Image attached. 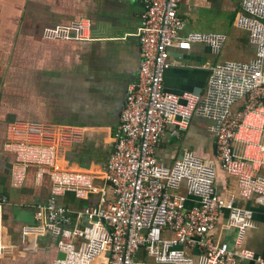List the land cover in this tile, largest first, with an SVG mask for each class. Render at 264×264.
I'll return each mask as SVG.
<instances>
[{
    "label": "built area",
    "instance_id": "obj_1",
    "mask_svg": "<svg viewBox=\"0 0 264 264\" xmlns=\"http://www.w3.org/2000/svg\"><path fill=\"white\" fill-rule=\"evenodd\" d=\"M146 9L137 36L141 43L139 80L128 93L115 146L106 171L105 183L115 199L106 201L105 191L96 177L87 172H70L58 164L60 149L69 140V131L36 136L24 124H10L6 151L16 156L19 168L13 185H21L26 168L35 166L52 181V194L38 205L33 225L25 226L26 238L37 240L51 235L59 253L54 264H146L139 256L145 252L155 264H241L242 260L264 261L256 253L232 251L229 244L215 237L225 211L228 227L245 235L252 212L238 207L218 190V167L236 180L243 199H256L264 205V176L255 174L256 160L240 156L235 143L247 118L264 114V0H242L235 26L247 34L255 51L247 63L225 62L214 65L203 94L181 95L165 90L167 72L174 66L171 49L191 50L206 44L219 55L228 40L226 33H186L187 18L181 13L184 0H145ZM76 35L86 40V24L55 27L47 37ZM194 117L213 122L217 138V161H207L191 151L184 152L172 165L156 156V146L168 126L171 135L181 138ZM256 121L250 126L256 127ZM264 151V146L261 147ZM66 192L86 197L101 194L96 206L77 213L84 226L72 223L68 208L58 203ZM8 204L0 194V213ZM2 233V226L0 225ZM6 254L0 234V257ZM109 255V257H107Z\"/></svg>",
    "mask_w": 264,
    "mask_h": 264
},
{
    "label": "crops",
    "instance_id": "obj_2",
    "mask_svg": "<svg viewBox=\"0 0 264 264\" xmlns=\"http://www.w3.org/2000/svg\"><path fill=\"white\" fill-rule=\"evenodd\" d=\"M226 1H234L237 13L242 0H184L181 13L188 21L186 33L193 31L189 27L190 17L202 12L213 15ZM145 9V0H0V72L7 71V79L4 78L7 83L3 87H16L14 76L21 75L17 83L22 87L30 80L28 92L14 88L6 96L7 103L1 104L0 194L6 196L8 204L0 213V234L6 249L0 264H54L59 258L55 237L47 235L32 240L23 234L25 226L34 224L36 208L48 201L53 186L49 176L35 166L26 168L21 185H13V174L19 163L16 156L5 149L10 124L26 123L41 140L40 132L53 136L60 133V128L69 131V140L60 149V167L94 175L97 186L105 191L106 201L115 199L103 175L114 150L115 134L128 93L139 80L142 55L137 34ZM80 22L86 24V40L76 35L47 37V31L55 27L69 28ZM232 37L249 53L246 61L239 63L250 62L255 51L247 34L236 27ZM20 40L24 45L23 62L8 66L6 55L10 48L20 46ZM170 52L174 66L167 72L164 88L178 95L203 94L211 68L233 62L221 61L206 44H194L188 51L175 47ZM3 54L5 56H1ZM37 78L43 80V85L36 84ZM259 119L260 122L256 121V114L247 118L235 150L242 157L255 159V174L264 176V151L261 150L264 114ZM251 121H256L257 126L252 128ZM212 124L208 119L194 117L181 138L173 137V125L168 126L156 146L157 158L172 165L184 152L191 151L202 159L216 162L218 144L210 130ZM217 186L222 197L235 199L238 207L251 211L253 216L241 237L238 229L228 227L229 211H225L215 237L229 244L236 253L246 249L264 261V205L254 198L243 199L236 180L220 167ZM100 199L98 193L81 197L66 192L58 197V203L69 209L70 227H74L87 224L86 219L77 220L76 214L96 206ZM139 258L146 264H155L145 252ZM105 263L104 259L97 262ZM241 264L258 263L242 260Z\"/></svg>",
    "mask_w": 264,
    "mask_h": 264
},
{
    "label": "rangeland",
    "instance_id": "obj_3",
    "mask_svg": "<svg viewBox=\"0 0 264 264\" xmlns=\"http://www.w3.org/2000/svg\"><path fill=\"white\" fill-rule=\"evenodd\" d=\"M236 1V0H235ZM235 3L234 1H226L224 5L221 7H218L215 10V13L213 15H208L207 13L202 12L200 15H197V17H190L189 18V27L193 31H206V32H222L226 33L228 35V40L224 44L223 48L221 49L219 55L217 56L221 61H233V62H245L246 59L248 58L249 53L247 52L246 48H243L239 46L236 41L232 37V33L235 32L236 27L234 24L235 20ZM221 9V10H220ZM22 29H20V32ZM20 32H18L20 34ZM18 40H15L17 43ZM20 46L10 48L8 51L9 54H7V61L8 66L10 64H21L23 62V50H24V45L22 44V40L19 42ZM1 56H5L4 54ZM5 59H3V62ZM7 74L6 72H0V101L5 98L3 103L0 102V112L2 111L1 104L5 105L7 102L6 101V96L7 94H11L12 91L10 90H18L22 89V86L20 83H17L21 80V75L20 76H14L13 79L15 80L14 83L16 87L12 86H6L3 87L5 82V79ZM16 78V79H15ZM7 79V78H6ZM17 83V84H16ZM18 85V86H17ZM19 87V88H18ZM4 89V90H3ZM16 93V92H15ZM2 94V96H1ZM11 97L8 96V100ZM10 106L12 104L9 103ZM7 116V113H5Z\"/></svg>",
    "mask_w": 264,
    "mask_h": 264
},
{
    "label": "flooded vegetation",
    "instance_id": "obj_4",
    "mask_svg": "<svg viewBox=\"0 0 264 264\" xmlns=\"http://www.w3.org/2000/svg\"><path fill=\"white\" fill-rule=\"evenodd\" d=\"M38 79V81H36V84H37V82L39 83V85L41 84V85H43V80L42 79H40V78H37ZM29 80V79H28ZM28 80H26V84H25V86L24 87H22V89L21 90H24V92H28V90H29V86H28V83L30 82V80L28 81ZM32 82H34V81H32ZM19 88V87H18ZM36 88H39V87H36ZM34 89H35V87H34ZM16 92V91H15ZM18 95V94H17ZM33 100H37V98H34Z\"/></svg>",
    "mask_w": 264,
    "mask_h": 264
},
{
    "label": "water",
    "instance_id": "obj_5",
    "mask_svg": "<svg viewBox=\"0 0 264 264\" xmlns=\"http://www.w3.org/2000/svg\"><path fill=\"white\" fill-rule=\"evenodd\" d=\"M64 257H65L64 254L59 253V258L63 259ZM107 257H109V255H107Z\"/></svg>",
    "mask_w": 264,
    "mask_h": 264
},
{
    "label": "trees",
    "instance_id": "obj_6",
    "mask_svg": "<svg viewBox=\"0 0 264 264\" xmlns=\"http://www.w3.org/2000/svg\"><path fill=\"white\" fill-rule=\"evenodd\" d=\"M237 14V13H236Z\"/></svg>",
    "mask_w": 264,
    "mask_h": 264
}]
</instances>
